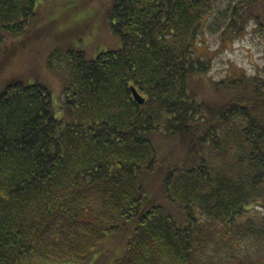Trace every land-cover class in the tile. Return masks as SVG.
<instances>
[{
	"label": "trees",
	"instance_id": "obj_1",
	"mask_svg": "<svg viewBox=\"0 0 264 264\" xmlns=\"http://www.w3.org/2000/svg\"><path fill=\"white\" fill-rule=\"evenodd\" d=\"M45 5L0 0V70ZM108 17L119 48L49 55L62 117L44 82L0 90V264L88 262L129 230L114 264H264V75L204 78L206 35L264 27V0H112Z\"/></svg>",
	"mask_w": 264,
	"mask_h": 264
},
{
	"label": "rangeland",
	"instance_id": "obj_2",
	"mask_svg": "<svg viewBox=\"0 0 264 264\" xmlns=\"http://www.w3.org/2000/svg\"><path fill=\"white\" fill-rule=\"evenodd\" d=\"M41 0H39L40 2ZM34 28L25 36L10 38L19 45L17 55L0 70V90L12 77H21L27 82L34 80L44 82L50 88L54 114L62 117L61 108L62 75L55 68L50 69L49 62L54 63L49 55L55 48L75 46L86 51L90 57L101 49H116L121 43L110 31L108 10L112 0H45ZM226 1L219 3L222 8ZM216 8V11L219 9ZM264 23V22H263ZM250 22L246 33L225 44L222 48L217 36H208L206 50L212 58V68L204 78L217 79L241 69L253 74L264 75V27ZM172 143L161 142L162 155L172 151ZM261 210L260 207L250 209ZM120 232L116 235L107 234L103 246L88 262L43 260V264H114L124 254L125 244L131 234Z\"/></svg>",
	"mask_w": 264,
	"mask_h": 264
},
{
	"label": "water",
	"instance_id": "obj_3",
	"mask_svg": "<svg viewBox=\"0 0 264 264\" xmlns=\"http://www.w3.org/2000/svg\"><path fill=\"white\" fill-rule=\"evenodd\" d=\"M130 90L132 93V98L135 102L141 104L145 101L144 97L134 87H130Z\"/></svg>",
	"mask_w": 264,
	"mask_h": 264
}]
</instances>
